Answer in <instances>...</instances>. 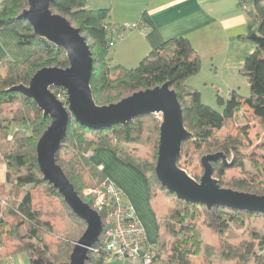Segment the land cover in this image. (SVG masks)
I'll return each instance as SVG.
<instances>
[{"label":"trees","instance_id":"trees-1","mask_svg":"<svg viewBox=\"0 0 264 264\" xmlns=\"http://www.w3.org/2000/svg\"><path fill=\"white\" fill-rule=\"evenodd\" d=\"M242 0L240 3L245 4ZM263 0H252L253 10L247 13L248 22L246 32L239 39L250 41L255 50L249 54L243 67L238 71L246 77L249 86V96L243 98L232 91L226 100L218 98L223 107L218 113L201 103L199 92L187 84L188 80L197 75L201 69V59L193 50L188 39L183 37L171 38L159 48L151 51L132 69L111 65L107 59L110 38L105 25L108 24L109 9H88L87 0H54L50 5L52 13L65 17L75 28L81 30L93 59V70L90 88L94 102L99 105H109L136 93L152 89L168 82L175 91L182 108L184 127L191 133V138L182 144V151L178 158V166L186 170L187 164L183 159H189L190 153L196 152L213 154L222 152L226 155L229 147L228 136H214L223 130L227 122L232 120L246 105L252 111L254 119L264 126V5ZM27 7V0H2L0 2V28H11L15 31L18 44L29 48L31 56L23 63L1 62L0 67L8 68V74L0 81V150L3 148L1 159L5 165L6 183H12L17 188L25 185L43 188L51 196L62 197L52 186L43 180L36 163V144L42 133L49 125V119L43 118L42 113L30 98L8 89L15 85H27L35 72L42 68L68 66L64 52L38 38L25 20H17L18 14ZM89 42V43H88ZM3 105L17 108L8 119L1 108ZM160 123L150 115L138 116L126 125H114L109 129L90 130L78 124L72 117L68 123L65 138L56 155V162L65 176L80 195L84 174H88L95 187H99L106 179L104 174L90 160V155L98 149H107L114 153L122 163L130 164L145 178L148 199L154 209L156 188L169 193L158 182L155 175V163L159 142ZM144 139L142 142L141 140ZM146 139V140H145ZM150 142L153 152V163L142 160L135 152L130 151L129 145ZM61 150L70 155L69 160H62ZM90 153L89 156H86ZM202 153V154H203ZM202 154L200 156H202ZM200 156L197 160H200ZM189 164V163H188ZM213 177L223 188H229L245 193L264 196V180L254 178L225 179L224 173L229 166L221 160L212 163ZM257 170L264 166L256 165ZM195 178V177H194ZM197 180V178H195ZM19 198V197H18ZM86 204L91 205L86 198ZM178 201V200H177ZM179 208L172 209L170 215L160 221L156 220L157 240L153 250L151 264H191V257L202 253L205 261L213 253V248L202 244L201 227L219 222L220 235H225L216 257L222 261H237L242 264H264V234L252 230L251 240L237 245L228 242L234 238L230 233L232 224L236 229H244V219L264 220V215L247 211H233L227 208L213 207L208 210L205 206L195 203L178 201ZM63 216L72 220L76 227L73 231L60 233L48 221L42 220L40 212L33 207V194L26 190L13 203L2 208L0 200V214L3 224L6 217H13L9 223V234L15 253H27L30 264H69V256L74 244L78 241L85 223L77 218L70 208L65 205ZM5 209V210H2ZM203 222L199 224L200 218ZM171 236L169 250L160 229ZM226 227V228H225ZM226 230H223V229ZM60 235V240L47 243L44 235ZM1 237V235H0ZM99 238L98 246L102 241ZM0 238V244L2 243ZM17 243V244H16ZM167 258H162V253ZM3 258L0 257V264ZM103 254L88 253L86 264H103Z\"/></svg>","mask_w":264,"mask_h":264},{"label":"water","instance_id":"water-1","mask_svg":"<svg viewBox=\"0 0 264 264\" xmlns=\"http://www.w3.org/2000/svg\"><path fill=\"white\" fill-rule=\"evenodd\" d=\"M53 2L27 0V7L16 19L27 21L38 38L61 49L68 66L42 68L33 74L27 85H15L8 91L30 98L43 118L49 119V125L36 144L38 169L43 180L85 223V230L69 256V264H86L89 248L97 243L103 229L99 214L82 201L56 162L70 117L87 129L100 130L126 125L138 116L160 115L155 175L164 189L174 194L178 201L203 205L208 210L221 207L264 215V196L223 188L213 177L214 161L231 165L222 152L201 158L203 173L198 181L178 166L182 144L191 138V133L184 127L181 105L168 82L133 93L114 104L99 106L94 102L90 88L93 70L90 48L79 28L62 15L52 13L50 5ZM52 89L65 92L67 106L55 97Z\"/></svg>","mask_w":264,"mask_h":264},{"label":"crops","instance_id":"crops-1","mask_svg":"<svg viewBox=\"0 0 264 264\" xmlns=\"http://www.w3.org/2000/svg\"><path fill=\"white\" fill-rule=\"evenodd\" d=\"M101 1L94 5L98 7L88 9L108 8V24L114 27L112 35L123 36L122 40L110 47L109 61L116 66L132 69L165 41L183 37L188 39L201 64H209L211 75L235 76L243 67L246 57L255 50L252 42L239 39L246 32L247 13L253 10L252 0H246L247 9L240 4L242 0ZM88 4L89 0L86 7ZM132 24H139L141 29L127 31L115 27ZM31 54L29 48L18 44L13 29L0 28V63L9 61L21 64ZM194 84L190 86L198 91ZM243 109L251 111L246 105ZM90 160L101 167L106 179L121 191L123 202L132 206L148 241L152 243L157 232V216L148 199L144 176L130 164L122 163L107 149L94 151Z\"/></svg>","mask_w":264,"mask_h":264},{"label":"rangeland","instance_id":"rangeland-1","mask_svg":"<svg viewBox=\"0 0 264 264\" xmlns=\"http://www.w3.org/2000/svg\"><path fill=\"white\" fill-rule=\"evenodd\" d=\"M102 2L101 0H89V6L87 8L94 5H98L96 3ZM106 2V0H105ZM92 9V8H91ZM95 9V8H94ZM124 26V25H123ZM122 27V26H119ZM128 31V30H127ZM115 41L114 43H116ZM89 43V42H88ZM111 57V50H108L107 59ZM111 65H115L114 62H110ZM138 65V64H137ZM136 65V66H137ZM136 66H133L135 68ZM210 67L207 62L201 64V69L196 77L192 79V81H188L187 84L190 86L193 82L194 85L198 89L200 93V100L201 103L208 106L209 108L213 109L218 113H222L223 107L219 104L218 98L226 100L232 91H235L238 95L243 98H247L249 96L250 86L249 83L242 74H239L237 71L233 75H223L214 77L210 74L209 71ZM8 74V68L0 67V81L6 77ZM53 93L54 90H52ZM242 109L239 114H237L232 120L227 122L226 127L214 133V136H228L229 147L226 150V161L231 163L229 167H227L224 178L225 179H232V178H247L251 179L254 178L255 180H264V169L257 170L256 165H260V167L264 166V126L257 122L251 111H247ZM17 108V106L9 107L3 105L1 108L2 114L7 117L8 119L12 116V113ZM152 116L156 122L161 123V116L160 115H150ZM144 139L141 140V142ZM146 140V139H145ZM129 150L135 152L142 160L149 161L151 164L153 163V152L150 147V142L136 144V145H129ZM3 148L0 150V200L2 208H5L6 204L13 203L17 199H19L22 194L26 190H31L33 194V207H35L41 214L42 220L48 221L57 231L60 233L73 231L76 227L72 224V220L68 217L63 216L65 214V206L64 202L55 196H51L49 193L45 192L43 188L39 187H32L31 185H25L23 188H17L13 186L12 183H6L5 176H6V169L5 165L1 159L3 155ZM190 153V158L183 159V163L187 164L186 172L193 178H197L196 181L199 180L203 173V169L201 167V158L205 153ZM219 153V152H214ZM202 154V156H200ZM200 156V160H197V157ZM60 157L62 160H69L70 155L65 154L64 150H61ZM189 163V164H188ZM195 177V178H194ZM83 182L85 186L82 188L80 195H78L83 202L86 203V196L84 195V190L88 188H94L95 181L93 182L92 179L88 176V174H84ZM19 197V198H18ZM89 199V198H88ZM66 205V204H65ZM177 199L166 193V191L161 190L160 188H156V199L154 203V209L156 212V216L160 221L165 219L170 215L172 209L179 208L178 207ZM5 210V209H2ZM5 223L0 222V235L2 239V243L0 244V257L3 258L2 264H10L7 261V258L12 256L11 262L13 264H30L29 258L27 253H15L12 254L14 251L13 241L11 240L14 238L13 236L7 237L9 234V223H11L14 218L13 217H6L4 216ZM0 220L1 214H0ZM203 217L200 218L199 224L203 222ZM245 228L244 229H236L234 224H232L231 234L234 238L228 239L233 245H237L244 241L251 240L250 232L252 230L258 231L264 234V220L262 219H254V220H247L244 219ZM219 222L214 221L213 223L204 224L201 227V239L203 245H208L213 248V253L208 257L209 261H205V255L200 253L197 256L191 257L190 261L191 264H242L237 261H222L216 257L215 251L220 248L222 239L225 238V235H220L218 233L220 227ZM226 228V227H225ZM223 230H226V229ZM82 233L85 230V226L83 227ZM157 230V228H156ZM161 235L163 236L164 240L166 241V249L169 250V243L171 242V236L165 231L164 227L162 226L160 229ZM45 241L49 244L54 243L56 244L60 240V235L49 236L44 235ZM80 238V237H79ZM157 240V232L156 236L154 235L153 240L151 241L152 244H156ZM17 244V243H16ZM162 258H167V253H162ZM103 264H131L129 262H124L119 259H106ZM248 264H253L252 262Z\"/></svg>","mask_w":264,"mask_h":264},{"label":"built area","instance_id":"built-area-1","mask_svg":"<svg viewBox=\"0 0 264 264\" xmlns=\"http://www.w3.org/2000/svg\"><path fill=\"white\" fill-rule=\"evenodd\" d=\"M247 9L246 4H242ZM116 28L124 30L141 29L139 24L124 25ZM114 27L105 25L110 38L109 45L123 39L122 34L112 35ZM54 90L55 97L67 106V96L64 91ZM87 153L86 156H89ZM101 170V167H98ZM84 195L90 199V208L99 214L102 221V241L89 248L93 254H103L105 259H119L131 264H151L155 245L147 239L145 229L136 216L131 205L123 202L122 193L114 183L105 179L99 187L84 190ZM100 235V236H101ZM142 254V255H141ZM12 256L7 258L10 264Z\"/></svg>","mask_w":264,"mask_h":264}]
</instances>
